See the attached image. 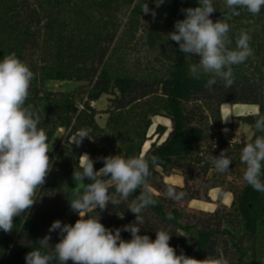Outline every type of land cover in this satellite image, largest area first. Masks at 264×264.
Segmentation results:
<instances>
[{
	"label": "trees",
	"instance_id": "obj_1",
	"mask_svg": "<svg viewBox=\"0 0 264 264\" xmlns=\"http://www.w3.org/2000/svg\"><path fill=\"white\" fill-rule=\"evenodd\" d=\"M145 3L155 17L142 12ZM212 3L222 13L218 20L223 19L225 0ZM198 4L199 0H165L157 8L155 0H0V61L15 53L34 73L26 106L31 104L39 115L38 127L46 132L49 150L61 130L65 134L63 142L60 138L49 151L52 168L36 190L32 208L14 219L11 232L0 230V264H26L28 252L50 251L41 247L40 240L50 236V245L59 242V230L49 232L51 224L60 220L74 225L79 219L69 200L78 187L73 171L79 170L84 153L93 159L97 171L103 167L98 157L143 154L148 159L147 185L157 203L143 210L140 234L155 240L157 230H167L177 255L183 252L199 260L223 256L228 264H264V193L243 180L246 166L240 161L242 148L264 133L254 128L257 113L242 116L239 120L252 127L253 136L234 141L225 133L232 124L222 115L224 104L256 106L264 115V7L258 15L237 9L239 15L228 18V47L235 49L245 31L254 54L232 66L234 83L226 88L219 78L207 87L210 76L193 77L189 66L198 63L199 57L181 52L168 35L175 30V22L185 18L182 9ZM139 40L149 55L145 66L139 59L129 60L124 51ZM53 82H74L79 87L53 90L49 88ZM103 97L108 108L100 111L95 103ZM100 114L107 116L104 125L98 122ZM157 117L169 120L170 130L158 124L157 140L145 150L153 139L150 131ZM81 129L89 130L92 139L86 137L77 146L74 139ZM221 151L232 161L223 173L212 163ZM152 157L157 159L156 166L151 164ZM174 173L183 177L185 185L166 182V176ZM169 185L184 193L181 200L167 197ZM79 190L83 191L82 186ZM213 190L219 191L218 204L231 194V205L221 204L213 213L188 207L191 201L209 200ZM143 191V186L138 188L127 203ZM114 192L109 189V194ZM169 213L172 220L167 218ZM89 215L99 216L109 229H122L136 219L127 204H109ZM121 237L130 240L131 234L121 231Z\"/></svg>",
	"mask_w": 264,
	"mask_h": 264
},
{
	"label": "clouds",
	"instance_id": "obj_2",
	"mask_svg": "<svg viewBox=\"0 0 264 264\" xmlns=\"http://www.w3.org/2000/svg\"><path fill=\"white\" fill-rule=\"evenodd\" d=\"M164 2L155 0L156 7ZM225 5L224 18L213 22L210 16L216 8L212 0H199L198 6L182 9L185 18L177 20L175 30L168 34L181 52L199 57L198 63L189 66V72L195 78L201 74L210 76L207 87L216 84L217 78L224 81V87H231L234 83L232 66L244 63L254 54L249 45L251 37L245 31H241L235 49L228 47L231 44L228 18L239 15L237 9L258 15L264 7V0H225ZM142 12H151L153 17L156 15L147 3ZM33 79L34 73L15 53L0 61V230L6 233L12 231L16 217L32 208L36 202V190L45 183L52 168L48 137L45 130L38 127L40 117L31 104L26 106ZM257 115L254 128L264 133V115ZM86 137L92 139L89 130L81 129L74 142L79 146ZM97 159L103 160V167L98 171L87 153L80 155L79 170L73 171V180L78 187L69 202L79 219L74 225L54 221L49 232L59 230V242L52 246L50 236H45L40 244L50 251L28 252L26 264H51L53 260H58L59 264H68L69 261L72 264H228L223 256H207L199 260L183 252L177 255L169 244L171 235L165 229L156 231L155 240L140 234L144 223L143 210L157 203L147 185L149 161L143 154L129 158L109 155ZM240 161L246 166L243 180L255 191L264 193V135L256 136L242 148ZM212 163L216 171L223 173L229 170L232 161L226 151H221L219 156H213ZM151 164L156 166V157H152ZM81 186L82 192L79 190ZM141 186L145 191L127 203L129 196ZM110 188L115 189L113 194H109ZM166 195L179 201L184 193H178L169 185ZM109 204L114 207L127 204L135 214V222L122 229H109L100 222L99 216L89 215L97 208L106 209ZM167 218L173 219L171 213ZM121 231L129 232L131 239H122Z\"/></svg>",
	"mask_w": 264,
	"mask_h": 264
},
{
	"label": "rangeland",
	"instance_id": "obj_3",
	"mask_svg": "<svg viewBox=\"0 0 264 264\" xmlns=\"http://www.w3.org/2000/svg\"><path fill=\"white\" fill-rule=\"evenodd\" d=\"M123 24H125V22ZM139 35H140V33H139ZM125 50L127 52L126 56L128 57L129 60L132 58H133V60H134V58L139 59L141 62H143L144 66L146 65L147 57L149 55L147 54L148 53L147 49L143 46V42L141 40L136 41L135 47L132 44L131 46H129V48H127V49L125 48L124 51ZM77 87H79V84L74 83V82H53L49 86L50 89L59 90V91L74 90ZM95 108L97 110H100V111L106 110V108H108L107 97H103V98H101V100L99 102H96ZM222 110H223L222 111L223 120L227 123L232 124V127L225 131V133L227 134L228 137H230V139H232L234 141H239L243 137H245L247 140L252 138L254 130L252 129V127L250 125L240 121L239 118L242 116H248V115L258 113L259 112L258 107L251 106V105L224 104L222 106ZM97 119H98V122L100 125H104L106 123L107 116L105 114H100L97 117ZM153 121H154V125L150 131V136H152L151 138H153V139H152V141H150L146 144V146L144 148L145 150L148 149V147L150 146V144L152 142L157 140V137H156V135H154V132H155V128L158 124H163V125L167 126L168 130H170L169 128L171 127L170 121L165 119V118L157 117V118H154ZM62 132L63 131L61 130V132L57 135L56 140L53 142L54 144L51 145L50 150H52L56 146V144L60 143V138H61V143L63 142V140L65 139V134ZM165 138H166V136L163 137L161 139V141H163ZM165 180L167 183L174 184L175 186L185 185L183 177L179 174L174 173V174L168 175V176H166ZM218 196H219V191L213 190L210 193L209 200H206V201L205 200L204 201L203 200H194V201H191L189 203L188 207L194 211H203L206 213H213L214 211H216L221 206V204L222 205H228V206L231 205L230 204L232 201V195L231 194H226L224 196L221 204L217 203Z\"/></svg>",
	"mask_w": 264,
	"mask_h": 264
},
{
	"label": "water",
	"instance_id": "obj_4",
	"mask_svg": "<svg viewBox=\"0 0 264 264\" xmlns=\"http://www.w3.org/2000/svg\"><path fill=\"white\" fill-rule=\"evenodd\" d=\"M222 13L216 8L215 11L211 14L210 18L213 20V22L217 21L219 18H221Z\"/></svg>",
	"mask_w": 264,
	"mask_h": 264
}]
</instances>
